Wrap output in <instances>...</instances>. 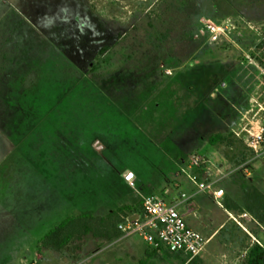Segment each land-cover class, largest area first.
I'll list each match as a JSON object with an SVG mask.
<instances>
[{"label": "rangeland", "instance_id": "1", "mask_svg": "<svg viewBox=\"0 0 264 264\" xmlns=\"http://www.w3.org/2000/svg\"><path fill=\"white\" fill-rule=\"evenodd\" d=\"M206 23L228 31L212 41V35L201 33ZM174 77L196 80L198 90L203 82L207 95L223 88L229 96H208L209 112L196 104L194 92L181 116L169 115L167 128L160 113L153 115L154 125L146 122L142 131L149 136L174 134L167 149L151 143L145 150L152 166L140 168L146 175L137 177L140 195L131 187L137 196L134 211L142 196L171 202L182 189L188 191L182 168L198 181L209 170L225 191L222 206L241 209L207 244L202 263L245 264L254 245L264 247V223L247 209L250 192L264 194V143L257 152L248 145L252 135L264 132V0H0V264H87L111 244L89 236L81 252L74 243L51 255L36 246L63 220L95 214L99 203L115 201L123 190L105 178L98 182L94 163L83 168L76 162L89 157L86 147L101 108L113 116L124 112L119 98L103 105L98 94L108 97L128 84L141 91L145 84ZM185 116L192 132L187 121L177 126ZM177 132L192 138L223 133V142L205 151L206 171L171 163ZM191 143L184 145L187 152L195 151ZM163 153L168 157L161 158ZM62 161L69 182L54 189L45 180L53 173L49 164ZM196 201L198 220L208 228L227 219L218 204ZM191 261L161 251L149 264Z\"/></svg>", "mask_w": 264, "mask_h": 264}, {"label": "crops", "instance_id": "2", "mask_svg": "<svg viewBox=\"0 0 264 264\" xmlns=\"http://www.w3.org/2000/svg\"><path fill=\"white\" fill-rule=\"evenodd\" d=\"M164 69H167L166 65ZM167 71L171 73L169 69H167ZM210 85L212 86L213 84L210 83ZM198 86L199 85L197 84L196 80L190 81L174 77L168 80H162L158 84L156 82L155 84H145L144 88L141 91H138V89L134 90L132 85L128 84L124 89H122V87L120 88V86H118L117 88L115 86L116 93L114 94V92L112 91V95H110V92V96L108 97L107 95H105V93H100L101 95L98 94L99 98L101 99V104L103 105L104 101L106 102L113 98H119L118 101L123 104V106L120 107L124 112L123 115L113 116L112 114H109L107 111H105L106 109L103 110V108H101L99 116L94 120V127L92 128L91 135H89L90 139L86 147L89 159L85 155V157L82 158L81 161L76 162L83 168L86 167V165L89 167L94 163L93 167L98 169H94V178L98 180V182L102 183V180L105 178L112 184L122 186L123 190L121 193L117 194V197H115V201L110 199V202L108 201L109 203L106 201H102L101 203H99V208L97 209L99 211L95 212L96 215L98 213L99 215H101L99 217H105L112 214L121 207H133L135 201L137 200V196L134 192V189L131 188V186L125 180V174L127 172L134 173L136 182L135 185L138 188L135 189V191L138 195H140V180L138 181L137 177L140 178V176L142 175V178H146L143 169L140 168H148L152 166L147 162L145 150L148 147H151V143L152 145L160 144V148L163 150L167 149V146L165 145H169L168 140L173 137V131L165 132V134L158 133L157 136L154 135L157 141L153 139V135L149 136L148 133L142 131L143 127L145 128L144 130H146V122L149 123L148 126L154 125L152 123L154 114L158 115L160 113L161 115H163V117H167L168 120L166 119V121H164V124L161 125H164L165 128H167L170 121L169 115L175 114V117L181 116L182 114L180 113H182V111L187 108V101H189V99L193 96L194 92L196 98H199L197 99L196 104H198V106H202V108L206 107L209 112L211 109L209 104L206 103V99L208 96H210L209 98H212L213 100L219 96H222L224 99L229 96L228 92H225L223 88L220 91V94L218 92L211 91V93L207 95V90L204 88V86L206 85H204L202 82L203 88L200 90H198ZM199 92L201 93V95H199ZM176 121L177 126L182 128L181 126H183V122L187 121L186 116L184 118L180 117ZM185 126L189 130V132L195 130L193 128L192 122L190 121H187ZM176 134H178L179 137L181 133L177 132ZM210 134L213 133H205L203 135L196 134L193 138L191 134H189V136H186L185 133L184 136L181 135L179 139H176L177 144L179 145L178 149L174 152H170L169 154V160L171 161V163L179 167H190L191 165H189V159L192 156L200 155L201 153L202 154L200 156H205V151L207 148H213L216 146H211L207 143V137ZM150 137H152V139H150ZM192 141L193 143H191ZM190 143L194 145L193 150L195 151L187 152L186 146L190 145ZM97 145H99V147H97ZM184 145L186 146L184 147ZM167 153H169V150H167ZM167 157L168 156L165 155V153L161 155V158ZM30 161L33 162L36 168H38L36 164L37 161L35 162L33 159H31ZM62 163L63 164H61V162H54V164L52 165L49 164V167H51V170L49 171H52L53 173H51V177L47 175V179L45 180L51 183L54 189L56 188L54 186V184L56 183H59V187H63V184L69 182V180L65 178V176L67 175L65 172V167H67L68 164L63 161ZM155 167H157V165H155ZM36 168L35 170L37 171V175H40L42 177L41 170L40 172H38ZM182 170L184 171V173H186L185 176L188 179H182V183L185 184L186 182L188 191L184 192L182 189L181 191H179L178 196H176L174 200H171V202H176L178 204L180 212L185 217L190 227L201 233L203 237L208 240V243L214 241L217 238L216 233L226 227L228 222L231 221L233 212L228 211L225 207H223L221 201V205H218L221 206L226 212L227 219L215 229H212L211 227L208 228V226L202 224L197 217L196 199L200 198V202H206L209 200L214 203L216 202L212 194L200 192L197 186L190 180L188 176V174L190 173L186 172V170L183 168ZM82 172L85 173V169L82 170ZM208 174L210 175L209 170H207V176ZM83 175L85 176V174ZM209 178L215 183L216 189L222 188L216 186L219 182V179H212L211 177ZM151 180L152 179H150L149 181ZM59 191L61 195L62 193H64L63 188H60ZM182 194H185L189 199H183L181 197ZM104 206H107L108 210L102 212V207ZM187 206L191 209V212L187 211ZM127 213L134 214L136 212H134V209H131L126 210L125 214ZM39 245L40 242L36 244V246ZM147 246L148 247H146V245L144 244V240L138 236L124 237L121 235L118 239L112 241L111 244L107 247L101 248L98 251V254L94 256L87 264H133L136 260L137 263L140 264V262L146 260L150 254H153L152 252L154 251V249L148 244ZM36 249L37 247L35 248V251ZM204 252L200 256L201 260L207 258ZM41 253L51 255L52 253L59 252L44 250ZM157 253H161V251H157ZM36 255L39 256L38 254ZM40 257H42V255H40ZM153 258H150L149 261Z\"/></svg>", "mask_w": 264, "mask_h": 264}, {"label": "built area", "instance_id": "3", "mask_svg": "<svg viewBox=\"0 0 264 264\" xmlns=\"http://www.w3.org/2000/svg\"><path fill=\"white\" fill-rule=\"evenodd\" d=\"M228 29L206 23L202 34L212 35L211 40H216L219 35L226 33ZM164 68V65H162ZM167 74H170L167 71ZM252 142H248L250 148L257 152L264 143V132L252 135ZM193 168L206 171V161L203 156L196 155L190 159ZM247 172V170H246ZM202 181L196 176L188 174L190 180L197 186L200 192L212 194L215 202L221 205L225 195L222 188H215V183L203 172ZM125 180L131 187H135V175L133 172L125 174ZM183 199H189L185 194ZM142 209L138 213L124 214L118 224V229L124 237L138 236L154 250L167 252L172 255H182L190 260L199 257L204 251L208 240L201 233L193 229L187 223L179 210L176 202H167L155 195L142 196Z\"/></svg>", "mask_w": 264, "mask_h": 264}, {"label": "trees", "instance_id": "4", "mask_svg": "<svg viewBox=\"0 0 264 264\" xmlns=\"http://www.w3.org/2000/svg\"><path fill=\"white\" fill-rule=\"evenodd\" d=\"M224 136L222 133H213L207 137V143L211 146L222 143ZM247 209L250 212H257V218L264 223V194L255 189L247 195ZM140 201V209L142 208ZM225 208L228 211L235 212L241 208L233 203H227ZM134 209L133 207H121L112 214L105 217H98L91 211H85L78 216L70 217L63 220L55 228L50 230L40 241L39 250H51L62 252L69 248L71 244H76V253L81 252L82 245L87 237L93 236L96 241L106 240L112 242L118 239L122 233L118 229V224L126 210ZM134 211L136 213L140 212ZM146 260L140 264H149V259L157 254L154 250ZM191 264H203L199 257L192 259ZM245 264H264V247L256 244L252 247L247 255Z\"/></svg>", "mask_w": 264, "mask_h": 264}]
</instances>
